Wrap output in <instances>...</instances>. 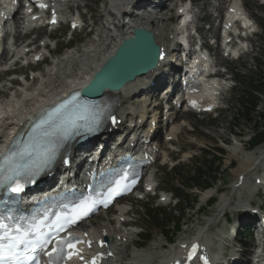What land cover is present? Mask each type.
Returning a JSON list of instances; mask_svg holds the SVG:
<instances>
[{"label":"rangeland","instance_id":"374dc122","mask_svg":"<svg viewBox=\"0 0 264 264\" xmlns=\"http://www.w3.org/2000/svg\"><path fill=\"white\" fill-rule=\"evenodd\" d=\"M81 1L83 0H79L78 2L80 3ZM84 2L86 4V8L81 9V11H85V9H89L85 15L86 18H89L91 15H95V14L96 16H98L99 13H101L102 16L104 15L103 12H101L100 10L105 9L103 8L105 4V0H85ZM246 6L249 12L254 14V16L257 18L256 21L262 25V28H264V20H263L264 9L262 10L256 7L252 3H248L246 4ZM91 22L92 20L87 21L88 24H91ZM88 29L89 27H86V29L82 31V34L84 35L85 33H87ZM95 30L97 29L95 28ZM102 30L103 29L100 28V30L96 34L99 33L102 36L106 37L107 34H105V30H103L104 32H102ZM67 32H68L67 26L65 28L56 30V35L59 36V41H58L59 43H62L63 45L65 44L67 40V35H66ZM83 35H81L80 37V39L83 41L88 40L90 38L87 35L85 36ZM29 38L31 39L32 36H30ZM87 42H89V40ZM250 44H251V47L249 51L246 54H244L239 61H234L230 64H227L228 68L231 70L233 75H235V79L237 78L235 88L233 89L232 92L228 93L227 95L228 96L227 97L228 98L227 108L225 110H221L217 116L211 115V116H198L197 117V116L187 115V116L182 117V119L188 122V126H185V129H183L184 127H182L183 132L179 136L174 138V140H176L175 143H172V145L168 143L164 144L165 146L163 148V151L164 152L169 151L170 153V158H169L170 160H167L168 164L163 165V162L165 161V156L168 157L169 153L167 155L165 154L164 156V152H161L159 158L157 159V162L154 164L153 168L150 169L153 171L155 175V183L158 184V187L160 190L162 189L165 190V188L168 189L171 187L174 188L175 186H178L181 184L179 181V178L177 177V174H176V177L171 179V177L173 176L172 172L174 171L168 173L166 170V167L169 168L171 165L179 163L183 165V169L182 170L180 169V170L184 174V172H186L188 168L192 167L193 163L195 162L194 161L195 158H199V157L200 158L202 157L219 158L220 159V167H219L220 174L218 175V180L216 183L213 184L212 188L208 190L209 192L206 191L203 194V196H208L210 192L213 193L215 189H218L219 192L217 193L216 196L218 197L219 202L224 196L226 198L231 197L232 198L230 201V205H231L233 202V194H234V193L232 194L231 192V185L234 182V177L231 173H232V170L238 166L239 161H240V160L238 161V159L239 158L242 159L245 156H249L250 158H253V160L256 162L255 168L260 162L259 157L262 155L261 150H259L260 152L258 153L256 157H253V155H242L241 152H238V157H239L238 159L237 157L230 158L228 156V153L232 151L233 146L239 147L238 144L229 146L232 143L231 140H233L232 133L242 135L240 140L243 142L249 138L254 128L261 127V126L263 127L262 121L259 120L258 113L260 114L264 112V99L260 98L261 102L259 103L257 107L256 115L254 114L248 120H246L243 117L240 118L238 115V113L240 112L238 100H236L238 93L235 94L234 92V90L236 92L237 91L240 92V90L244 88L242 85H244V83L250 77L257 78V76L259 75L260 68L258 65V60L260 61L264 60L263 58L264 57V31L262 30V32L256 38L255 37L252 38ZM82 46H80L79 48H81ZM75 53L77 52L75 51ZM72 57L73 59L75 58L77 59L78 55H72ZM74 66H76V71H75V74H76L79 69V64L78 65L74 64ZM43 68L44 67L41 66L39 69L42 70ZM45 77H48V79L51 80L53 84L54 77L49 78V75L47 73L42 75V78H45ZM55 77L60 78L61 75L55 76ZM38 81H39V78H38ZM37 82H35L33 78L31 83L33 85V84H36ZM57 82L55 83V85H57ZM60 84L61 82L58 83V85ZM49 85L45 87L47 89L49 88L51 89L55 87V86L49 87ZM58 85L56 86V88H58ZM4 87L7 88L8 83H6ZM30 88L31 87L29 86L26 89L30 91ZM23 90L24 89H22V91ZM31 91L34 92L35 89L34 90L31 89ZM11 94H13V92H10V91L9 93L4 92L3 95L0 96V98L4 97L5 99H8L9 97L7 98V96H10ZM189 129L191 131H189ZM190 139H193L194 142L190 141ZM199 140L201 141L206 140V145L204 147L197 146L196 143ZM225 142L227 144L229 142V144L226 145ZM259 148L264 149V144L260 145ZM259 148H256V149L258 150ZM256 149H253V150L249 149L250 150L249 152H254L255 154L257 152ZM220 150H223L224 152H220ZM184 153L190 155V158H184ZM220 153H223V154L220 155ZM231 162H235V163L233 165L232 164L229 165V163ZM180 176L181 178H183V175L181 173H180ZM190 193H191L190 197L194 195L193 191ZM200 199H201V195H199V201ZM173 201L174 200L172 199V203ZM162 203H165V202H162ZM185 203H186L185 200L182 201V206L183 208H186V210L184 211L185 215L181 222V225H182L181 231L177 233V235L175 236L173 240V244L166 246L164 238L157 231H154L152 240L147 243V246H145L140 251H138L139 256L138 255L136 256L138 257L137 259L139 261L144 262L143 264H159V262L164 257H167L169 253H172V251L174 250L172 249V247L174 248V246L177 244V241L179 239L180 240L190 239L191 237H194L201 228L204 229L209 224L212 225V228H211L212 231L210 232V235L212 234L213 236L212 238H214L215 233L220 232L219 229L215 231L216 228L214 226L215 222L217 221L221 213V207L218 205L220 208L219 210V208L217 207V203L214 205V207L212 206L210 208H206V207H203L201 202H199L201 205V208H203V211L200 210L199 212H197V208H198L197 206L199 204H197V206L195 207L193 206L189 208L188 205H185ZM237 203L238 201L234 200V205L232 204V206H236ZM121 204H124L126 208L127 206H129V204L132 206V214H129V217L131 219V223L134 224L137 230H139V225H141V223L144 222L145 220V218L143 217V210L146 204H152V207L160 208L162 210H165L166 212L173 209V204L168 203V205H162L161 203L158 202L156 197H152V194H148L145 198H142V199L131 197L129 198V203H121ZM231 209H234V207H231V206L228 207L229 211H231ZM113 212H115L114 209H112V213ZM109 215L110 213L107 214L106 216L97 218L94 221L93 225L96 222L97 224L98 223L100 224V226L98 227L106 226L108 230H113V232L124 231L118 228L116 223L112 222V220H111V223L108 222V218L110 217ZM122 225H124V223ZM171 227H172V224L170 225V228ZM130 228L134 230L133 227H130ZM130 237L132 238V241L126 243L125 252H122V255L124 254V256L120 260L121 264L133 263L131 260V257L132 255L135 254V248L133 247V245L136 244L134 241L137 240V236L131 235Z\"/></svg>","mask_w":264,"mask_h":264},{"label":"bare ground","instance_id":"6f19581e","mask_svg":"<svg viewBox=\"0 0 264 264\" xmlns=\"http://www.w3.org/2000/svg\"><path fill=\"white\" fill-rule=\"evenodd\" d=\"M75 1H79V0H72L70 2L74 3ZM122 2H124V1L123 0H107V3H109V5L116 6L117 8L119 7L118 5L123 4ZM232 8L234 10V13L228 15L229 22H231V20L235 17L236 11H238L240 9L238 0H234ZM105 10H107V9H103V10H101V12H103V14H105ZM79 17H81L80 14H79ZM181 24L184 25V20H182ZM183 25H181L180 27H183ZM97 26H98V24H97ZM139 26L146 27L149 30H151L154 34L156 43L161 47L166 46L168 44L165 37H167L170 33L175 32L174 29H169L170 25H168L167 23H164V19L159 20L156 18L152 19L151 17H143L141 19L135 20L124 31L121 29H117L116 31H118V33L115 34V36H111V35L108 36L107 35L106 37H104L98 33V34H96V37L98 38L97 40L93 39V38L90 39L89 42H87L81 48L74 49V51L71 52L72 54L70 53L71 55L70 54L68 55L69 52L66 51L65 55H67V56L61 58L57 63V65H58L57 66V73L58 74L56 76H60V75L64 74L69 66H72L74 64H76V65L79 64V69H78V72L76 74L71 73V74L66 75L65 77L67 79H69V81L72 83L73 88H81L82 86H84L87 83L88 79H90V77L93 75L94 71L101 65V63L113 52V50L116 48L119 41L122 38H124L125 36H127L128 34H130L131 29L133 27H139ZM99 28L106 30L103 27H99ZM103 30H102V32H104ZM25 47H23V48H25ZM75 51L77 53H75ZM36 55H37V53H36ZM72 55H78V58L73 59ZM52 77H55V76L49 75V78H52ZM151 78H154V76H153V73L150 72L145 76L138 77L134 81L126 83L118 91L111 92V93L106 92L107 94H114L117 97V104H118L117 115H118V117H120V118H133V116L136 114L141 118L145 117V113H146V107L144 106L145 103L141 104V102H140V103L136 104V103H134L133 99H134L135 93L137 91H143L149 87V86H147V83ZM144 79H147V81L145 82ZM151 80H153V79H151ZM34 81L37 82L38 77H34ZM156 83H158L157 80H156ZM158 85H159V83H158ZM49 87H50V85H49ZM58 87H59V85H58ZM53 88L55 89V87H53ZM53 88H51V89H53ZM34 89H37L38 91L35 90L34 92H32L31 88H30V91H28V89H24L21 93H17L12 98L5 99L1 102L0 113H5L7 115V118L2 120V123H0V132H2L3 130L9 129L13 125V119H14V122H16V120L19 119V117L22 115L23 112H25L26 110H32L34 108L35 103H37L39 100L40 101L45 100L46 94L51 91L50 88L47 89L45 86L43 89H41L40 87H35ZM44 89H46L47 91H45ZM200 89H201V95L208 96L212 93V92H208V90L203 91V85ZM6 109H7L8 113H7ZM184 125H185L184 121L181 122L180 124L173 123L170 126L167 133L165 134V137H171L174 140L175 137L179 136L183 132L182 127ZM148 131H150V129H148ZM190 141H193V139H190ZM196 144L199 147H204L206 145V140H203V141L199 140ZM238 152H241L242 155H251L245 151L243 146L240 148L238 146H233V149H232V151H230L228 153V156L230 158L237 157V159H238L239 158ZM249 158H250L249 156H245L242 159L239 158L238 161L239 160L240 161H239L238 166L232 170V173H235V176H236V180H235V183L233 184V188H234V191L238 190L240 194L244 190L243 188L245 187V183L248 179V174L252 170L255 169L256 162L253 160V158H250V159ZM150 182L152 183L153 179H150ZM206 194H208V193H206ZM203 197L205 198L206 196H203ZM231 199H232L231 197H229V198L224 197L221 199V201L218 203V205L221 207V211L226 205H230ZM237 199H238L237 200L238 203H237L236 207H242L244 204L240 200V196H238ZM164 202H166V201H164ZM117 212H118L117 218L125 216V214H124L125 209L124 208H117ZM108 222L111 223V219L108 218ZM105 227L106 226L98 227L97 228L98 233L100 236H102L103 232L106 231L107 232L106 234H107L109 241L113 242V240H114V242H116L118 240H122L125 237L128 239L130 238L131 232H129V231H127V232H124V231L119 232L118 231V232L112 233V232H108L109 230L107 229V227L106 228ZM218 235H219V232L215 233L214 237H216ZM199 236L201 238H203V240H205L204 239V237H206L205 231L201 232V234H199ZM210 236H212V234ZM182 245L183 244L178 243V245L176 246L178 250L174 249L172 251V253H169L168 256H173L174 254L179 253L180 247ZM115 246H119V249H117L116 253H117V256H121L122 252H123L122 249H120L121 244L117 245V243H115Z\"/></svg>","mask_w":264,"mask_h":264},{"label":"snow or ice","instance_id":"6c2138e0","mask_svg":"<svg viewBox=\"0 0 264 264\" xmlns=\"http://www.w3.org/2000/svg\"><path fill=\"white\" fill-rule=\"evenodd\" d=\"M39 6L47 7L45 4H40ZM53 23H55V19H53ZM112 119L113 122H115V118L113 117ZM81 124L86 127L89 132H93L98 129L99 120L94 116H90L87 107H84L74 118L69 117L65 120L62 127L65 129H76L80 127ZM38 171L39 169L35 171L32 169H24L23 166L20 165L8 169L0 166V187L18 194L22 192L24 188L21 177L28 176L32 178ZM124 190H127L126 186ZM119 194L120 184L119 181H117L115 186L109 191V199L113 195ZM93 206L94 204L92 202L83 201L76 205L69 215L64 217L57 216L50 225H47L49 229L47 233L43 232L41 230L42 226L37 223L23 229L19 226L12 229L4 222V219H0V264H27L29 260L32 261L33 264H39L36 256L31 254L37 253L38 251L44 252L47 245L53 243V240L49 239L53 232H63L67 225L83 219L92 211ZM80 242V237L73 233H68L67 237L55 239V246L51 251L44 253L49 258V264H60L65 258L71 259L73 256H78L79 259L83 260L84 257L80 255V250L77 248ZM101 244H103V242H101ZM196 248L197 245L193 244L192 251L188 256L189 260L193 258ZM67 249H72V251H67ZM99 259L100 256L93 257L91 264H97ZM85 264H87V262H85ZM177 264H180V262L177 261Z\"/></svg>","mask_w":264,"mask_h":264},{"label":"water","instance_id":"95a60500","mask_svg":"<svg viewBox=\"0 0 264 264\" xmlns=\"http://www.w3.org/2000/svg\"><path fill=\"white\" fill-rule=\"evenodd\" d=\"M160 48L152 32L134 28L132 35L124 38L114 53L95 71L82 94L99 97L105 90H118L136 76L152 70L157 64Z\"/></svg>","mask_w":264,"mask_h":264},{"label":"trees","instance_id":"16d2710c","mask_svg":"<svg viewBox=\"0 0 264 264\" xmlns=\"http://www.w3.org/2000/svg\"><path fill=\"white\" fill-rule=\"evenodd\" d=\"M263 69H260L259 75L257 78L250 77L244 83V92L242 93L239 103L242 107V112H240L241 117L248 120L252 115H256L257 107L261 102L260 98L264 99V62L260 64ZM259 117L262 119L264 123V114L258 113ZM256 135L252 141V144L258 143L264 140V131L260 129H256ZM202 165L196 167L194 170V174L192 176L187 175L181 179V183H183L186 188H204L208 187L213 181L216 180V174L219 171L220 167V159H204L201 163ZM176 194L184 195V198L190 201L189 196L183 192V190L176 189ZM195 198H193L194 201ZM183 208L178 207V215L174 213H164L163 211L158 210H147L148 217L152 220L153 226L158 228L160 232H162L167 239L171 238V232H169V226L172 224L173 228L177 232L180 229L182 219L184 217ZM150 234H146L144 239H149Z\"/></svg>","mask_w":264,"mask_h":264}]
</instances>
